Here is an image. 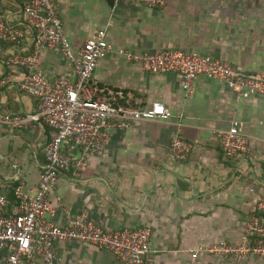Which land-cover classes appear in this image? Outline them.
<instances>
[{"label":"crops","instance_id":"1","mask_svg":"<svg viewBox=\"0 0 264 264\" xmlns=\"http://www.w3.org/2000/svg\"><path fill=\"white\" fill-rule=\"evenodd\" d=\"M26 1L1 0L0 8L18 12ZM57 2L75 50L108 26L115 52L100 62L88 89L106 99L123 92L124 105L132 107L161 103L171 117L113 130L86 168L60 174L51 197L57 207L52 220L64 225L61 208H69L87 210L107 230L150 228L151 264H254L251 257L192 255L203 247L241 242L256 216L264 194V97L238 101L223 83L200 77L189 99L179 74L149 73L118 51L182 50L256 74L264 69V0H166L162 8L128 0H117L113 7L105 0ZM31 40L27 34L20 44L0 41L1 113L37 112L36 99L19 88L23 70L7 65L12 56L31 50ZM41 64L51 80L71 72L57 49L44 50ZM233 120L243 123L251 151L228 157L215 133L228 130ZM178 133L194 147L182 163L171 153ZM50 139L43 123L21 129L0 124V195L16 183L25 192H37ZM57 251L56 264H125L114 253L85 243L60 242ZM5 258L0 252V264Z\"/></svg>","mask_w":264,"mask_h":264},{"label":"built area","instance_id":"2","mask_svg":"<svg viewBox=\"0 0 264 264\" xmlns=\"http://www.w3.org/2000/svg\"><path fill=\"white\" fill-rule=\"evenodd\" d=\"M128 1L149 8L166 5V0ZM14 17L17 20H13ZM27 34L32 36L31 50L25 55L12 56L7 65L23 70L19 88L36 99L37 112L27 116L0 112V124L21 129L36 122L43 123L50 129L51 139L43 150L46 165L41 171L37 192L32 195L22 186L15 190L19 202L16 215L10 214L11 201L0 195V252L6 255L4 264H56L57 244L66 241L108 250L125 264H151L150 228L107 230L87 210L73 213L69 208H61L64 225H60L52 220L57 207L51 197L60 174L67 171L77 174L86 168L89 157L105 148L113 130H126L143 121L168 120L170 112L158 102L150 108L116 104L119 99H125L123 92L113 94L111 101L97 98L88 89L100 62L115 52L108 41V26L75 50L65 33L57 0H28L18 12L4 15L0 9V41L20 44ZM55 49L70 64L71 72L51 80L42 70L41 54ZM118 54L149 73L179 74L189 99L194 97L195 82L200 77L223 83L238 101L264 97V69L247 75L227 61L173 49L144 54L120 50ZM215 135L228 157L251 151L244 125L238 120H233L228 130H220ZM193 149L180 133L171 142L172 156L179 163L187 161ZM57 200L60 203V199ZM255 211L264 214V194ZM201 254L234 259L264 258V223L254 217L241 242L203 247L193 252L192 257L196 259Z\"/></svg>","mask_w":264,"mask_h":264},{"label":"trees","instance_id":"3","mask_svg":"<svg viewBox=\"0 0 264 264\" xmlns=\"http://www.w3.org/2000/svg\"><path fill=\"white\" fill-rule=\"evenodd\" d=\"M105 1L107 2V4L109 6H112V7L117 2V0H105ZM0 3H1V1H0ZM0 9H1V14L4 15V13H5L4 10L2 8H0ZM109 99L112 101L113 96H111ZM118 103L124 105V103H126V101L124 99H119L116 104H118ZM18 186H19V183H16V184L10 186L9 193L7 195H5L11 201V208L9 209L11 215H16L17 210H18L19 202L15 196V190ZM255 215H256L255 217H258L260 222L263 224L264 223V214L256 212Z\"/></svg>","mask_w":264,"mask_h":264},{"label":"rangeland","instance_id":"4","mask_svg":"<svg viewBox=\"0 0 264 264\" xmlns=\"http://www.w3.org/2000/svg\"><path fill=\"white\" fill-rule=\"evenodd\" d=\"M247 258H250V257H247ZM251 260L254 264H264V258H261V257H251Z\"/></svg>","mask_w":264,"mask_h":264}]
</instances>
